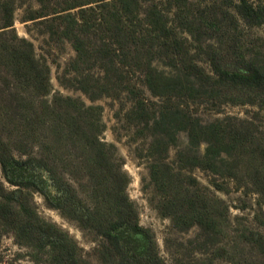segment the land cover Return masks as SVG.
Wrapping results in <instances>:
<instances>
[{
  "label": "rangeland",
  "instance_id": "374dc122",
  "mask_svg": "<svg viewBox=\"0 0 264 264\" xmlns=\"http://www.w3.org/2000/svg\"><path fill=\"white\" fill-rule=\"evenodd\" d=\"M250 1L254 6L264 4V0ZM67 2L71 0H52L51 6L64 7ZM140 5L137 14L142 25L156 9L170 31L166 45L158 44L144 54L158 72L179 74L180 68L170 60L177 55L213 75L210 59L222 46L264 68V24L245 25L235 12L234 0H185L178 6L176 0H140ZM40 8L36 0H0V140L12 155L47 161L90 204L91 182L82 168L79 147L63 131L67 121L75 133L84 130L109 146L112 161L129 179L127 194L139 224L151 231L164 264H264V256L245 238L250 232L264 236V203L234 163L229 161L228 168L237 178L226 176L223 168L218 174L198 168L193 161L203 157L206 144L191 145L186 131L178 132L170 143L153 134L151 124L133 122L128 115L134 103L126 93L92 103L81 92L63 87L58 79L72 77L65 72L76 53L68 40L59 37L58 22L51 16L30 20ZM23 39L32 45L39 66L49 71L50 90L45 96H37L18 81L7 62V52L21 46ZM88 42L98 44L95 37ZM93 72L102 73L98 66ZM133 81L147 98L161 102L148 91L142 73L134 72ZM189 85L198 96L179 100L182 109L205 126L221 121L231 129L244 128L253 143L264 146V109L259 101L249 104L244 94L195 78ZM153 167L158 182L152 179ZM0 183L8 187L1 170ZM196 199L215 211L221 222L218 229L210 231L198 224L177 228L170 216L160 212L162 205L171 203L170 211L184 217L188 201ZM33 204L43 220L73 239L79 264H106L101 258L107 245L103 238L49 208L37 193ZM48 259L47 250L38 252L20 244L0 222V264H49Z\"/></svg>",
  "mask_w": 264,
  "mask_h": 264
},
{
  "label": "trees",
  "instance_id": "16d2710c",
  "mask_svg": "<svg viewBox=\"0 0 264 264\" xmlns=\"http://www.w3.org/2000/svg\"><path fill=\"white\" fill-rule=\"evenodd\" d=\"M36 1L41 8L31 14L30 20L51 16L58 22L59 37L68 40L76 53L65 72L72 77L58 79L63 87L81 92L92 103L126 93L134 103L128 115L130 120L151 124L152 133L166 137L170 143L175 142L178 132H188L191 145L206 144L203 157L193 161L195 166L214 174L223 168L226 176L237 178V173L228 168L232 161L264 203V146L253 143L244 128L231 129L221 121L202 125L179 103L183 98L198 96L197 89L189 85L191 78H195L219 89L244 94L249 98L247 103L259 101L264 109V68L251 63L234 48L222 46L210 59L213 75L177 55H171L170 60L180 68V73L165 75L144 57L156 45H166L170 37L156 9L145 26L137 14L140 0H71L64 7H52V0ZM234 1L235 12L245 25L264 24V4L254 6L250 0ZM184 2L176 0V6ZM7 27H11L10 21ZM93 37L98 44L91 46L88 39ZM20 44L6 54L12 73L34 94L45 96L50 90L49 71L39 66L30 43L23 39ZM97 66L101 74L93 72ZM134 72L144 75L145 86L160 103L144 95L133 81ZM64 125L63 131L79 147L82 168L91 182V203L82 201L73 186L47 161L33 157L17 159L0 140V170L11 188L0 183V222L20 244L38 252L47 250L49 264H79L73 239L37 214L33 204V194L37 193L49 208L106 241L101 252L106 264H164L151 231L139 224L137 210L127 194L129 179L112 161L109 146L84 130L83 134L75 133L67 121ZM157 172V167H153L152 179L156 182ZM171 206V203L162 205L160 212L170 216L177 228H182V224H198L214 231L221 224L204 201H188V214L184 217L172 213ZM245 238L264 256L262 234L250 232Z\"/></svg>",
  "mask_w": 264,
  "mask_h": 264
}]
</instances>
